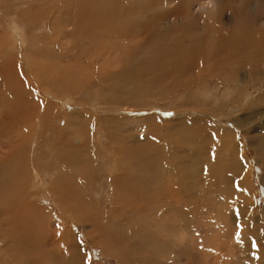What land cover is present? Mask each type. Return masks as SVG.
I'll return each instance as SVG.
<instances>
[{"label": "rangeland", "instance_id": "rangeland-1", "mask_svg": "<svg viewBox=\"0 0 264 264\" xmlns=\"http://www.w3.org/2000/svg\"><path fill=\"white\" fill-rule=\"evenodd\" d=\"M263 64L264 0H0L1 263H260Z\"/></svg>", "mask_w": 264, "mask_h": 264}, {"label": "bare ground", "instance_id": "bare-ground-1", "mask_svg": "<svg viewBox=\"0 0 264 264\" xmlns=\"http://www.w3.org/2000/svg\"><path fill=\"white\" fill-rule=\"evenodd\" d=\"M117 13V12H116ZM118 14V13H117ZM195 21V20H194ZM188 48V47H187ZM180 49V48H179ZM193 49V48H192ZM198 53V52H197ZM137 58V57H136ZM143 58V57H142ZM144 59V58H143ZM136 61V60H135ZM191 61V60H190ZM188 62V61H187ZM194 62V61H193ZM186 63V62H185ZM189 63V62H188ZM135 64V63H134ZM149 64H151V62H149V61H146V60H144L143 62L141 61L140 62V65L141 66H144V67H142L144 70L146 69L147 70V72H149V66H151V65H149ZM197 64V63H196ZM264 65V64H263ZM193 66V65H192ZM152 67V66H151ZM185 67V65L183 66V68ZM190 67V66H189ZM131 69V68H130ZM189 69H192V68H189ZM143 70V71H144ZM193 71V70H192ZM191 72V71H190ZM186 73V72H185ZM237 77V76H236ZM143 80V79H142ZM145 80H146V78H145ZM229 91H232V92H229ZM230 96H231V98H235V96H239L240 95V97L238 98V99H241V100H243V102L244 103H247V98H246V96H244L241 92H237L236 93V90H233V89H230V90H228V92H227ZM236 93V94H235ZM206 95H207V91H205V90H203V98H206ZM233 95V96H232ZM225 97V96H224ZM249 101V100H248ZM253 104H250V106H252ZM3 106V105H2ZM6 106V105H5ZM9 108V107H8ZM249 108V107H248ZM8 119V118H7ZM3 122H5L6 121V119H3L2 120ZM25 131V130H24ZM27 134V133H26ZM25 133H24V135H26ZM21 135V134H20ZM23 134H22V136H24ZM225 136V135H224ZM242 136V135H241ZM264 138V137H263ZM235 140H236V138H235ZM234 140V141H235ZM252 140V139H251ZM222 141V140H221ZM244 141V140H243ZM236 142V141H235ZM234 142V143H235ZM249 143V142H248ZM245 144V143H244ZM259 145V144H258ZM261 145V146H260ZM260 148H258V150H257V152H258V158H259V156L261 155V151H264V139H262V143H260ZM229 146V145H228ZM245 146V145H244ZM248 146V145H247ZM224 146H222V148H223ZM230 148V147H229ZM228 148V149H229ZM239 148V147H238ZM216 149V148H215ZM225 149V148H224ZM233 150V149H232ZM215 151H217V150H215ZM244 151H246V150H244ZM218 152V151H217ZM223 152V151H222ZM237 152V151H236ZM235 152V153H236ZM233 153H234V151H233ZM237 153H239V152H237ZM236 153V154H237ZM215 154V153H214ZM217 154V153H216ZM215 154V155H216ZM235 154V155H236ZM227 154H225V156H226ZM229 155V154H228ZM222 156V155H221ZM242 156V153H240V156H238L237 155V157H234V158H232L231 159V163L234 165V169L233 170H231V169H229L227 172L229 173V172H232V174L233 175H237L241 170V167H240V163L241 162H246V161H240V157ZM262 156V155H261ZM230 157V156H229ZM227 158V159H230V158ZM243 157V156H242ZM226 159V157H225V159H223V161L224 162H226V161H228ZM200 160V159H199ZM205 160V159H204ZM226 160V161H225ZM243 160H244V157H243ZM254 160V159H253ZM259 160V159H258ZM257 160V161H258ZM263 160V159H262ZM214 161V163L217 165V166H222V165H220V164H217L218 163V160L217 159H215V160H213ZM239 161H240V163H239ZM171 162V161H170ZM208 162V161H207ZM263 162H264V160H263ZM228 162H226V164H227ZM249 163V162H248ZM248 163L246 162V164L248 165ZM79 164V163H78ZM208 164H209V162H208ZM165 165H166V163H165ZM169 165V164H168ZM246 165V166H247ZM164 166V165H163ZM172 166V165H171ZM252 166V165H251ZM263 166H264V164H263ZM170 167V166H169ZM233 166H231V168H232ZM248 167V166H247ZM161 168H163V167H161ZM166 168V167H165ZM224 168V167H223ZM168 169V168H167ZM166 169V170H167ZM166 170H164V172L166 171ZM225 170H227L226 168H225ZM163 171V170H162ZM251 170L249 169V171H248V173L250 172ZM177 172V171H167V172H165V177H166V174H168V176L170 177V178H173V175L175 174V173ZM251 173V172H250ZM55 174V173H54ZM62 174V173H61ZM177 174V173H176ZM176 174H175V176H176ZM58 175V174H57ZM251 175V174H250ZM149 176V175H148ZM162 177V176H161ZM119 178V177H118ZM155 178V177H154ZM180 178V177H179ZM178 178V179H179ZM180 179H182V178H180ZM121 180V179H120ZM153 180V179H152ZM250 179H248L247 181H244L243 179H241L240 180V184H238L239 186V191H237L238 192V201H240L239 203H238V205H237V209L236 210H238V212H237V214L239 215V216H244V213L245 214H247L246 212H245V209H244V199H245V197H242V195L240 194V191H242V192H245V193H248L249 195H250V197H251V194H250V189H249V184H250V181H249ZM119 181V180H118ZM121 182H122V180H121ZM260 182L262 183V184H264V174L262 175V177H261V180H260ZM40 184H41V182H40ZM246 184H247V187H246ZM129 185V184H128ZM125 186V185H124ZM24 187V186H23ZM130 187V186H129ZM36 188H37V186H36ZM121 188V187H120ZM232 188V187H231ZM122 189V188H121ZM125 189V188H124ZM123 190V189H122ZM126 190V189H125ZM140 190V189H139ZM37 191H38V188H37ZM129 191V190H128ZM132 190L130 189V192H131ZM177 191V190H176ZM124 192V191H123ZM126 192V191H125ZM229 192V191H228ZM32 193H33V191H32ZM127 193V192H126ZM172 195V194H171ZM174 198V197H173ZM175 199V198H174ZM65 202V201H64ZM126 202V201H125ZM176 202V201H175ZM16 203V202H15ZM124 203V202H123ZM59 204V203H58ZM18 205V207H21V203L20 204H17ZM8 206V209L9 210H7V212L8 211H10V209H11V207H12V205L11 204H9V205H7ZM23 207L25 206V205H22ZM59 206V205H58ZM235 208V207H234ZM257 208V207H256ZM1 209H3V207L1 208ZM5 209V208H4ZM61 211H64V206H61ZM254 209V208H253ZM83 210V209H82ZM261 210V209H260ZM3 211V210H2ZM78 211V210H77ZM120 211V210H119ZM65 212H66V210H65ZM76 212V211H75ZM258 212V211H257ZM64 213V212H63ZM68 213V212H67ZM66 213V214H67ZM236 212H235V209H234V214H235ZM5 214H7V213H5ZM33 214V216L35 217L36 216V214H34V213H32ZM79 214V213H78ZM64 214H62V216H63ZM248 215V214H247ZM253 215V214H252ZM50 217H54V215H49ZM48 216V217H49ZM174 216H175V212H174ZM8 217V216H7ZM58 217H59V215H58ZM177 217V216H176ZM252 217V216H251ZM260 217V216H259ZM63 218H67V217H63ZM86 218V217H85ZM244 218H245V216H244ZM250 218V217H249ZM261 218V217H260ZM262 218H264V217H262ZM80 220V219H79ZM239 220V219H238ZM240 220H241V218H240ZM249 221H252V220H250V219H248ZM260 220V219H259ZM52 221V220H51ZM65 221V220H64ZM233 221V220H232ZM247 221V220H246ZM262 221V220H261ZM264 221V220H263ZM48 222V221H47ZM57 222V221H56ZM77 222V221H76ZM81 222V221H80ZM236 222H238V221H236ZM241 222V221H240ZM240 222H239V224H240ZM0 223L2 224V225H6L7 226V229H9L10 231H12V228L13 227H15V224L11 221V220H9V219H7V218H2L1 219V221H0ZM228 223H229V221H228ZM250 223V222H249ZM255 223V222H254ZM261 223V222H260ZM53 224V223H52ZM229 224H231V223H229ZM250 224H252V223H250ZM23 226L24 227H26L25 226V224H23ZM30 226V225H29ZM28 226V227H29ZM181 226V225H180ZM230 226V225H229ZM252 226V225H251ZM242 227V226H241ZM244 227V226H243ZM261 227V226H260ZM253 228V227H252ZM6 229V228H5ZM261 229V228H260ZM258 230V232L257 231H255V234L256 235H259L260 233H261V230ZM253 230V229H252ZM29 231L30 232H32V233H34L33 232V228H30L29 229ZM254 231V230H253ZM250 232V230H246L245 228H243V230L241 231V234L240 233H237L238 234V236H236L235 237V242H240V241H244V242H246L247 241V239H249V237L251 236V232ZM254 234V235H255ZM10 235V234H9ZM16 236L18 235V234H15ZM260 236V235H259ZM258 236V237H259ZM5 238V237H4ZM12 237L10 236V239H11ZM25 238H27V237H25ZM8 239H9V236H8ZM17 239V238H16ZM258 239H260V238H258ZM262 239H263V241H264V237H262ZM261 239V240H262ZM6 240V239H5ZM14 240H15V237H14ZM30 240L32 241V240H34V238H31L30 237ZM28 241H29V239H28ZM7 242V241H6ZM17 242V241H16ZM257 242L255 241V243L254 244H256ZM68 244V243H67ZM66 244V245H67ZM78 244V243H77ZM240 244V243H239ZM259 244V243H258ZM69 245V244H68ZM236 246V245H235ZM7 247V246H6ZM35 247V246H34ZM70 247V246H69ZM74 247V246H73ZM218 247V246H217ZM233 247H234V245H233ZM242 247V246H241ZM244 247V246H243ZM14 249V248H13ZM6 249H4L3 251H4V255H5V251ZM21 250V249H20ZM24 250V249H23ZM240 251H241V249H240ZM240 253V252H239ZM7 254V253H6ZM13 255V254H12ZM234 255V254H233ZM242 255V254H241ZM7 256H8V254H7ZM10 256V255H9ZM252 256V258H254L253 260L254 261H260V263L261 262H263L264 261V252H259V251H257L256 249H254V252H253V254L251 255ZM11 257V256H10ZM13 257V256H12ZM247 258V257H246ZM232 259H233V257H232ZM258 259V260H257ZM249 260V259H248ZM11 261V260H10ZM9 261V262H10ZM24 261V260H23ZM247 261V260H246ZM12 262V261H11ZM17 262V261H16ZM249 262V261H248ZM247 262V263H248ZM260 263H258V264H260ZM0 264H9L8 262H5V263H1V261H0ZM16 264H18V263H16ZM24 264V263H23Z\"/></svg>", "mask_w": 264, "mask_h": 264}]
</instances>
